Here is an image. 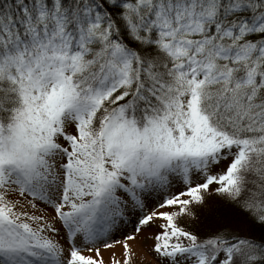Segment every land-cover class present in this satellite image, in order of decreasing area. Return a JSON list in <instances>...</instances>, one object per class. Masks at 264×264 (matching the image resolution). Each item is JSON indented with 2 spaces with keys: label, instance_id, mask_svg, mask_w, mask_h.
Masks as SVG:
<instances>
[{
  "label": "snow or ice",
  "instance_id": "snow-or-ice-1",
  "mask_svg": "<svg viewBox=\"0 0 264 264\" xmlns=\"http://www.w3.org/2000/svg\"><path fill=\"white\" fill-rule=\"evenodd\" d=\"M0 264H264V0H0Z\"/></svg>",
  "mask_w": 264,
  "mask_h": 264
},
{
  "label": "rangeland",
  "instance_id": "rangeland-1",
  "mask_svg": "<svg viewBox=\"0 0 264 264\" xmlns=\"http://www.w3.org/2000/svg\"><path fill=\"white\" fill-rule=\"evenodd\" d=\"M110 251H117V252H119V245L114 246V248L112 250H105L104 251V256H105V259L106 260L109 258Z\"/></svg>",
  "mask_w": 264,
  "mask_h": 264
}]
</instances>
